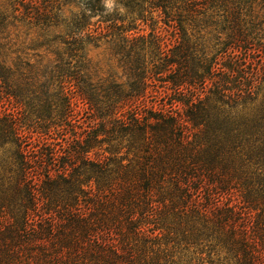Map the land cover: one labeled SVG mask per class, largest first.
<instances>
[{
    "label": "trees",
    "instance_id": "obj_1",
    "mask_svg": "<svg viewBox=\"0 0 264 264\" xmlns=\"http://www.w3.org/2000/svg\"><path fill=\"white\" fill-rule=\"evenodd\" d=\"M116 2L0 0V264H264V0Z\"/></svg>",
    "mask_w": 264,
    "mask_h": 264
},
{
    "label": "rangeland",
    "instance_id": "obj_2",
    "mask_svg": "<svg viewBox=\"0 0 264 264\" xmlns=\"http://www.w3.org/2000/svg\"><path fill=\"white\" fill-rule=\"evenodd\" d=\"M2 1L6 2L7 0H2ZM105 2H106V5H107V9L109 11H113L118 6L116 0H105ZM137 22H140V21H137ZM139 27L144 29L143 31H141V33H148L150 31V29L147 26H145V25H141ZM90 54L94 58V60L101 59L103 57V55L105 54L104 46H102L100 48H93L91 50ZM103 72H104L105 75H107V74H115L116 76L120 75L119 69L113 68L112 66H111V68H108L107 66L104 65Z\"/></svg>",
    "mask_w": 264,
    "mask_h": 264
}]
</instances>
